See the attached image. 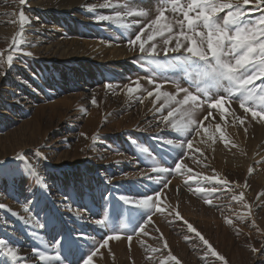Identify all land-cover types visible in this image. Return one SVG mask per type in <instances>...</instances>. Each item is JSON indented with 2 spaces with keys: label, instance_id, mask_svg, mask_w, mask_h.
I'll list each match as a JSON object with an SVG mask.
<instances>
[{
  "label": "rangeland",
  "instance_id": "1",
  "mask_svg": "<svg viewBox=\"0 0 264 264\" xmlns=\"http://www.w3.org/2000/svg\"><path fill=\"white\" fill-rule=\"evenodd\" d=\"M104 3L113 7H101ZM162 6L163 0H26L25 5L0 0V204L5 205L0 239L15 246L20 264H57L38 261L33 249L50 257L59 251L64 264H82L81 257L114 231L122 238L101 248L93 264H224L175 217L176 211L227 264H264V123L253 121L251 113L247 133L232 123V110L245 115L235 100L215 110L204 104L196 114L200 135L175 133L163 120L169 108L158 111L163 99L147 93L166 91L182 99L177 85L195 92L188 81L199 77L193 69L182 78L175 65L162 71V58L153 63L128 43ZM246 7L252 18L264 14L254 0ZM136 10L147 15L120 22L96 19ZM20 11L30 22L23 26L26 43L14 50L13 39L22 31ZM130 87L139 91L130 94ZM171 119L179 124L184 117L174 113ZM218 123L229 137L227 148ZM189 138L193 149L176 147ZM167 139L173 144L163 142ZM181 152L186 166L181 173L152 172L153 164L173 165ZM21 155L24 160L17 158ZM164 180L170 183L161 187ZM219 180L230 183L225 187ZM201 187L217 191L197 192ZM157 190L165 211L153 214L145 232L128 241L142 213L117 198ZM241 192L242 201L232 199ZM105 193L111 197L105 199ZM98 218L106 219L107 227L96 225ZM68 233L85 234L71 252L53 244L57 234ZM0 264L12 262L0 255Z\"/></svg>",
  "mask_w": 264,
  "mask_h": 264
},
{
  "label": "snow or ice",
  "instance_id": "2",
  "mask_svg": "<svg viewBox=\"0 0 264 264\" xmlns=\"http://www.w3.org/2000/svg\"><path fill=\"white\" fill-rule=\"evenodd\" d=\"M159 2L160 0H158ZM249 3L250 0H234V2L233 0H163L164 6L159 9L155 18L151 19L140 32L129 38L128 43L135 46L145 59L156 63L162 58L164 64L159 65L162 71L165 67L171 69L175 65L176 71L184 78L193 69L196 70L195 74L199 77V80L188 81L190 85L194 86L195 92L177 85L178 92L184 93L182 99H177L176 95L166 91L155 93L149 91L147 93L149 97L155 95L157 101L163 99V105L158 111L162 112L166 106L169 108L163 120L171 124V129L175 133L183 132L190 135H200L202 122L197 121L196 114L204 104H207L211 110H215L224 104H230L233 100L238 102L245 115L240 116L235 110H232V123L236 124L238 122L239 126H244L248 119V113H251L253 121L264 123V14L258 19L250 17L248 15L249 10L246 7ZM254 3L256 7H264V0H254ZM19 4L25 5L26 0H19ZM101 7L112 8L113 5L104 3ZM226 9L227 12H225ZM169 10L174 14L171 18L167 15ZM221 12H225V14L220 16L219 13ZM133 15L142 17L147 15V12L141 10L127 13L116 12L114 16L100 15L96 19L99 21L116 20L120 22L124 17ZM29 22L25 13L20 11L19 23L22 31L17 34V38L13 39L14 50H20L21 44L26 43L23 40V26ZM174 26H178L177 31H174ZM142 36H144V39L141 38ZM23 54L32 55L31 52ZM7 60L11 64L13 56L8 55ZM169 60H171V63H169ZM153 82L152 79L149 80V83ZM137 91H139V88L130 87L128 89L130 94ZM220 92H223L224 95H220ZM96 103L97 101L93 99L92 104L95 105ZM173 103L180 107L171 108ZM174 113L184 117V120L179 124L173 122L171 118ZM208 115L211 116V111ZM221 118L226 119L223 113ZM207 119L208 116H205L204 120ZM215 127L219 131V138L224 141V146L227 148L230 143L229 137L221 130L219 123ZM243 130L247 133L248 128L244 126ZM204 131L207 132L208 129L204 128ZM208 138L212 139V135L210 134ZM154 139L161 140L160 137ZM163 142L167 145L173 144L172 139ZM185 144L187 149H193L190 138L177 144L176 147L184 149ZM233 146L235 145L233 144ZM183 155L184 153L181 152L170 167L153 164L151 166L152 172L160 176L181 173L182 170L186 169L183 163ZM17 158L25 159L22 155ZM29 167L31 168L30 163ZM251 171L250 169L249 172ZM204 179L209 180L210 178L204 177ZM169 183V180H164L161 187H166ZM218 183L227 187L230 182L219 180ZM196 191L199 193H215L217 188L206 189L201 187L197 188ZM110 197L111 193L104 194L105 199ZM243 197L244 193L241 192L239 196H233L232 199L242 201ZM117 199L130 209L142 213V219L133 229V233L126 237L128 241H131L132 235L145 232L144 226L151 221L153 214L156 212L163 214L165 211L159 203L160 193L158 190L153 194L137 193L135 196L122 194ZM205 203L211 205L212 200L208 199ZM4 207L5 205L0 204V208ZM25 211H29V209H25ZM175 217L183 221L188 231L194 233L213 256H218L221 261H224V264H227L225 258L216 252L209 241L191 223L183 220L179 211L175 212ZM240 218L243 219V216ZM226 222L230 225L233 223L231 219H227ZM94 223L101 227H107V221L103 218L96 219ZM39 227L43 229L45 225L40 224ZM121 238V234L117 231L107 235L100 244L94 246L91 251L81 257L82 264H93V258L97 256L101 248H107L109 241H119ZM83 239H85L83 233L78 235L72 233L67 235L57 234L53 244L56 248L64 247L71 252L73 246L80 247V241ZM164 247L167 248L166 243ZM251 250L256 251L255 248ZM108 251L111 252V249L108 248ZM152 251L155 252L157 249H152ZM33 254L40 262H48L54 259L57 264H64L65 261L59 251L56 252L54 257H50L36 249H33ZM0 255L7 257L12 264H20L21 257L18 250L15 246H9L2 239H0ZM102 255L101 253V258ZM170 259L176 260V257L170 256Z\"/></svg>",
  "mask_w": 264,
  "mask_h": 264
},
{
  "label": "bare ground",
  "instance_id": "3",
  "mask_svg": "<svg viewBox=\"0 0 264 264\" xmlns=\"http://www.w3.org/2000/svg\"><path fill=\"white\" fill-rule=\"evenodd\" d=\"M100 45V44H99ZM98 46V45H97ZM101 46V45H100ZM101 48H103L102 46H101ZM105 51V50H104ZM124 56V55H123ZM4 114V112H3V109L1 108L0 109V117H2V115ZM1 120V119H0ZM2 122V121H1Z\"/></svg>",
  "mask_w": 264,
  "mask_h": 264
}]
</instances>
